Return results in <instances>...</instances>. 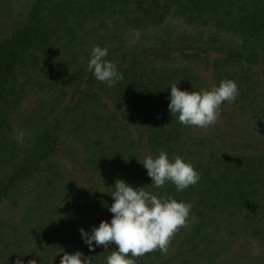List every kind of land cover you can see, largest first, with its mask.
I'll use <instances>...</instances> for the list:
<instances>
[{"label": "trees", "instance_id": "obj_1", "mask_svg": "<svg viewBox=\"0 0 264 264\" xmlns=\"http://www.w3.org/2000/svg\"><path fill=\"white\" fill-rule=\"evenodd\" d=\"M174 18L213 27L219 33L236 34L241 44L221 42L218 35H213L205 45L165 37L146 43L125 45L115 40L116 46L103 44L108 49L106 58L115 61L123 75L114 87L97 81L87 71L91 52H85L83 60L75 61L72 73L65 60H58L59 50L71 51L89 26L105 31L114 26L109 36L115 39L122 24L147 30ZM175 53L202 59L213 67L217 79H232L239 88L245 84V90H252L251 82L257 79L259 84L258 80L264 78V0H30L11 30L0 36V207L5 199L15 203L29 194L33 195L31 208L38 213L26 221L29 229L19 236L16 233L14 241L19 248L24 239L42 235L52 239L64 237L77 213L89 212L88 215L101 219L112 217L110 195L115 190L116 176L104 169L114 163L124 168L116 174L118 179L133 187L144 186L157 196L170 195L192 204L194 219L175 234L167 254L156 250L136 258V264H225L220 261V250L228 249L239 236L264 248V150L229 155L213 147L209 152L202 146L203 140L189 132V126L181 125L172 116L167 107L172 83L180 80L177 86L181 90L202 89L199 76L189 68L163 70L157 66L156 61ZM244 68L260 71L247 77L237 72ZM63 74L69 75L65 81L71 75L74 84L70 99L61 106L67 93L66 84H60L61 80L64 82ZM43 87H53L52 101L39 105L35 118L40 124L21 141L14 136L12 114L31 91ZM110 94L128 103L142 117L140 121L149 130L148 139L155 154L163 150L170 158L179 155L194 165L201 174L196 186L178 192L169 182L157 189L134 153L122 150L124 159L120 160L110 152V141L116 140L117 134L107 140L102 129L97 128L104 118L102 97ZM49 106L59 107L57 116L42 118L41 111ZM67 114L75 121V130L86 139L92 155L88 164L106 171L102 194L92 192L84 196L63 179V168L55 164L62 151ZM80 243L78 251L89 256L91 264H106L107 256L116 248L112 244L105 249L93 242L94 250H89L85 243ZM32 250L25 255L37 259V250ZM18 252L14 251L17 255ZM61 255L52 264H59Z\"/></svg>", "mask_w": 264, "mask_h": 264}, {"label": "rangeland", "instance_id": "obj_2", "mask_svg": "<svg viewBox=\"0 0 264 264\" xmlns=\"http://www.w3.org/2000/svg\"><path fill=\"white\" fill-rule=\"evenodd\" d=\"M30 0H0V36L11 30L16 24L19 17L25 11ZM113 25V24H112ZM117 27V26H115ZM114 30V26H110L109 30H99L94 25L89 26L87 32L74 42L71 51L60 49L58 52V60H65L69 72L72 73L73 64L76 60L84 59L85 52L90 53L96 45L111 44L116 46L115 40H120L122 44L128 43H146L153 38L165 39L176 38L188 41L195 40L199 44H207L213 35H218L221 42L241 44L240 38L236 34L219 33L215 28L209 26L189 24L182 19H170L163 25L158 27H150L147 30L132 29L127 25L119 27V33L115 39H110L109 33ZM165 37V38H164ZM212 54L211 57H213ZM82 59V60H83ZM157 66L163 70H173L176 67L189 68L193 73L197 74L200 79V87L205 90H210L213 87L219 86L223 79H217L216 72L212 66L208 65L202 59H194L192 56H182L179 53L172 54L166 60H158ZM58 63L57 61L55 62ZM58 71V69L56 67ZM253 69H239L237 72L240 75L250 77L254 74ZM231 72V70H230ZM61 72H59L60 74ZM262 75L261 73L258 75ZM67 93L61 101V106H64L71 97L72 87L74 82L70 78L65 81ZM257 79L251 82L252 90H245L247 85H241L239 88V96L235 102H225L222 105L221 115L218 122L209 128H199L189 126V132L196 139L203 140V145L207 151H211L213 147L221 148L229 155H237L242 153L254 152L255 150H264V78ZM53 88V87H52ZM51 89L31 91L24 99L21 106L12 114L13 133L19 140L25 139L36 128L40 121L36 115L39 111V105L42 102L52 101V94L55 93ZM104 106H101V111L104 113L103 122L97 126L105 133L107 140L116 135V140L111 142V150L114 156L123 160L125 150H129L137 157V161L141 163L146 155L157 156L152 150L149 143V130L141 123L142 117L135 113L133 108L121 100L117 96L110 94L103 95L102 100ZM52 106L46 107L45 112L41 111V117L52 119L57 116L58 108ZM72 112V111H71ZM71 116H74L73 112ZM113 116V117H112ZM63 123L62 136V151L55 158L57 168H63L65 173L64 180L72 183L78 191L84 193V196H90V193L102 194L105 191V180L103 174L109 171L115 174L116 179L119 178L117 173L124 170L122 166L114 163L111 168H94L90 166L87 159H91V153L88 150L86 139L80 136L75 130V121L70 115H66ZM109 124V125H108ZM91 129V128H89ZM83 133V132H82ZM81 133V134H82ZM96 134H99L96 130ZM95 139V138H94ZM103 138V141H107ZM198 143H196L197 145ZM198 147H202L197 145ZM129 156V155H127ZM99 158V157H98ZM96 159L99 160V159ZM92 162V159L90 160ZM56 168V167H55ZM64 175V174H63ZM109 182V181H108ZM33 196V195H32ZM29 194L25 198L18 199L17 202L10 199L3 200L0 207V262L15 264L17 259L22 261V264H28L30 260H35L36 264H52L58 260L64 249L69 253L79 250L80 244H84L79 229L84 228L85 231L91 232L92 226H98L101 220L111 221V217L101 219L93 215H88L89 212L83 215L77 213L68 231L64 237L60 239H52L46 236L30 238L27 241H20V248L17 241H14L23 230L29 229L27 220L30 216L38 214L31 206L33 197ZM31 202V205L29 206ZM34 208V207H33ZM76 219V220H75ZM26 224V225H25ZM16 231V232H15ZM46 231L43 232V234ZM47 234V233H46ZM234 239V238H232ZM26 241V242H25ZM2 243V245H1ZM7 245V246H6ZM81 246V245H80ZM231 246V247H230ZM10 247V248H9ZM37 250V260L33 256L25 255L26 252ZM19 251L18 255L14 251ZM25 252V253H24ZM31 253V252H30ZM221 262L225 264H264V248L258 245L255 241L249 240L247 237H236L229 245L228 249H221ZM261 255V256H260ZM257 259H261L259 262Z\"/></svg>", "mask_w": 264, "mask_h": 264}, {"label": "clouds", "instance_id": "obj_3", "mask_svg": "<svg viewBox=\"0 0 264 264\" xmlns=\"http://www.w3.org/2000/svg\"><path fill=\"white\" fill-rule=\"evenodd\" d=\"M107 56L106 47L94 46L87 71L97 81L114 87L123 75L118 71L116 62L107 59ZM179 81L170 86L167 107L184 126L204 129L214 126L220 118L222 105L235 102L239 96L238 84L232 79H223L219 86L199 92L181 90L177 86ZM141 163L151 178V184L157 189L170 182L180 192L196 186L201 179L200 172L190 161L179 155L170 158L163 150L155 157L146 155ZM114 188L110 195L113 201L109 207L111 221L101 220L98 226H92L91 232L83 227L79 229L89 250H94L93 242L105 249L112 244L116 246L107 256L106 264H136V258L156 250L166 255L175 234L186 227L190 219H194L190 202L177 201L170 195L157 196L144 186L133 187L123 179H116ZM15 264H22V261L17 259ZM28 264H36V261L30 260ZM59 264H91V259L78 250L73 253L65 251Z\"/></svg>", "mask_w": 264, "mask_h": 264}]
</instances>
